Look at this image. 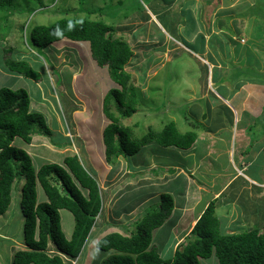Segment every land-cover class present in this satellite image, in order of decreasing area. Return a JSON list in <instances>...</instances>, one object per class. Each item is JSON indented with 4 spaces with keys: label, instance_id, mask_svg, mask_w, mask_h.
<instances>
[{
    "label": "rangeland",
    "instance_id": "374dc122",
    "mask_svg": "<svg viewBox=\"0 0 264 264\" xmlns=\"http://www.w3.org/2000/svg\"><path fill=\"white\" fill-rule=\"evenodd\" d=\"M154 1L41 0L40 5H36V11L31 12L24 0H18L14 10L4 12L6 19L0 17V86L13 90L25 89L30 96L31 110L44 116L46 126L51 131V135L47 136L38 132L37 128L33 145L19 137L15 138L13 145L31 156L36 170L44 164H62L65 155L81 154L85 165L95 170L104 198V210L97 217L96 232L123 230L127 234L135 231L141 215L159 206L160 193L172 194L163 174L172 177V166L180 164L177 154L182 150L149 144L136 155L119 157L117 163L110 165L106 161L101 134L110 124L103 112V99L116 86L109 76L108 68L100 67L92 58L88 42L64 39L45 49L33 45L31 30L34 26L51 25L61 18L102 19L114 25L115 36L123 37L134 50V56L126 69L132 74V83L139 91L138 110L130 118L123 119L122 124L132 127L137 137H142L150 129L159 131L173 119L182 129L196 130L189 125L199 124L198 118L201 115L197 118L195 116L207 106L209 100H213L214 93L207 99L203 98L207 69L203 73V61L192 50L197 52L198 46L202 48L204 37L211 30L217 31V34L212 33L210 43L218 42L223 47V65L225 58L230 63L228 69H213L215 78L220 77L228 82L227 88L224 87L220 92L234 93L246 82L257 83L264 78L260 68L264 64V0ZM169 2L173 10L162 12L156 9ZM34 6L35 4L32 5ZM98 8L102 10L94 14L88 13L89 9ZM149 17L151 19L147 21ZM242 37L246 40L245 43H241ZM10 48L13 52L9 56L29 61L40 73L38 81L14 74L6 68L4 51ZM216 50L215 55L219 49ZM230 50L234 55L241 52L242 57L239 56V59L242 60L235 62L239 54L233 59L227 58ZM213 86L219 88L215 84ZM252 92L253 103L250 102L249 105L258 106L257 116L245 119L241 116L240 122L233 126L237 125L238 132L243 130V135L253 145L247 149L253 159L249 173L257 176V172H260L258 168L264 165V150L257 154L258 148H262L264 144V85L257 92ZM234 104L238 105L239 101L235 100ZM112 109L117 113L115 105H112ZM251 110L247 109V113L256 112ZM182 122L185 123V128ZM210 124L213 125V122ZM225 126L223 138L226 140L232 136L237 141L236 144H239L240 135L236 131L232 132V123L226 121ZM69 133L83 146L78 149L73 147L74 144L68 138ZM87 134H91L97 141L102 137L101 144L92 143V148H88V142H85L87 139L83 138ZM76 135L81 137L76 138ZM42 140H47L50 142L48 144L57 148L41 145ZM69 143L70 146L64 150L63 146ZM60 148L63 149L62 152L59 151ZM219 149L221 154L215 160L218 164L212 168L214 170L229 167L230 157L224 147ZM234 159L237 160L236 157ZM196 176L200 180L201 175L197 173ZM201 180L209 183V178L201 177ZM16 185L13 189L11 212L0 216V227L12 237L10 241L3 243L8 245V249L14 246L13 252L22 249L21 242L24 239V217L18 183ZM231 191L228 192L229 195ZM176 195L179 196L177 192ZM173 197L175 202L176 197ZM205 197L209 198L210 193H205ZM38 199L40 202L45 200L40 186ZM60 212L62 229L67 239H70L75 226L74 216L68 210ZM218 216L225 230H233L230 228L233 217L222 216L221 213ZM173 220L164 224L162 231L156 229L153 232V247L162 258H171L178 247L183 249L191 236V232L171 233ZM237 220L244 221L241 218ZM124 224H129L130 230L123 229ZM247 227L245 230L252 229ZM260 230L264 232V228ZM96 232L89 239H94L98 235ZM94 244L96 245L91 242V249L95 250V262L100 263L112 254L98 250ZM91 249L85 247L83 254L74 259L72 264H84ZM3 252L7 259L12 250ZM201 264H219V261L214 255L209 259H201Z\"/></svg>",
    "mask_w": 264,
    "mask_h": 264
},
{
    "label": "trees",
    "instance_id": "16d2710c",
    "mask_svg": "<svg viewBox=\"0 0 264 264\" xmlns=\"http://www.w3.org/2000/svg\"><path fill=\"white\" fill-rule=\"evenodd\" d=\"M17 1L0 0V17L6 19L4 12L14 10ZM40 2L24 0L31 12L36 11ZM101 10L89 9L88 13ZM115 33L114 25L102 19L61 18L51 25L34 26L31 41L41 49L64 39L88 42L92 58L100 67L108 68L109 76L116 84L103 99V112L110 121L103 131L106 161L110 165L117 163L119 157L136 155L149 144L181 150L192 148L197 133L182 132L174 120L159 131L150 129L142 137H137L132 127L122 124L123 119L137 112L139 91L126 69L134 50ZM4 52V63L10 72L35 81L40 79V73L29 61L9 56L13 52L11 48ZM37 128L38 132L51 135L44 116L31 110L28 92L22 88L13 90L0 86V216L10 208L14 185L23 181L21 204L26 248L15 252L12 264H72V260L81 255L96 218L103 211L102 190L95 170L85 165L80 153L65 156L62 164H44L36 170L31 156L13 142L19 137L31 144ZM39 186L46 201L38 199ZM160 194L159 206L139 219L136 232L131 236L112 233L97 242L98 250L112 252L100 264H201V259L214 255L219 264H264V232L260 228L239 233L224 232L216 213V201H211L204 210L184 248L178 247L171 258H162L153 247V232L172 216L174 197L166 192ZM62 210H68L74 216L75 226L70 239L62 229ZM50 243L59 253L50 252Z\"/></svg>",
    "mask_w": 264,
    "mask_h": 264
},
{
    "label": "crops",
    "instance_id": "0c3cea01",
    "mask_svg": "<svg viewBox=\"0 0 264 264\" xmlns=\"http://www.w3.org/2000/svg\"><path fill=\"white\" fill-rule=\"evenodd\" d=\"M156 1L157 0H155L154 2ZM156 9L162 12L173 10L171 2L165 3L164 5L159 6ZM152 14L153 17L156 16L153 12ZM150 19L151 18L149 17L147 21H150ZM213 32H215L214 34H217V31L211 30L210 33L206 37H204V45L202 46V48L198 46L197 52L194 49L192 51L203 61V73H205L207 69L206 84L205 82H203V98H209V95H211L212 93H214V98L213 100H209L208 103H206L207 106L205 107L204 105L205 108L200 109L199 114L195 116L197 118L199 115H201L198 118L199 124L189 125L190 127H194V129L196 130L182 129L180 128V125H178V122L173 119L177 122V126L182 132H186L189 130L195 131L197 133V140L192 148L179 151L177 155L180 158V164L172 166L174 172L171 173V178L166 173H162L163 175H165V179L169 182L168 186L169 189H171V193L176 197L174 211L165 225L169 224V222L174 219L171 225V233L176 234H189L211 201H216L217 215L221 213L222 216L229 215L233 217V220H231L230 222L232 225L230 228H232L233 230H225L223 224H221L224 232H243L245 231V228L247 226H250L252 229L258 226L261 229L264 228V165H261V167L258 168L260 169V172H257V176L249 173V171L251 172V167L253 166V159L250 158L251 155L250 152L247 151V149L248 147H253V145L249 143L246 135H243V130L238 132L236 129L237 125L233 126L236 122L237 124L240 122L241 116H243L244 119L246 117L249 118L253 116V118H255V116H257V111L259 110L258 106L249 105V103H253L252 98L254 97V93L252 91L257 92V90L261 89L262 85H264V78L260 79V81H257V83L252 82L250 84L249 82H246L244 86H241L234 93H231L229 91H226L225 93L220 92L224 87L227 88L228 82L221 80L220 77L215 78V76L212 74L213 69H228L230 67V63L226 62L225 58V62L223 65V47L219 46L218 42L216 41L214 44L210 43L212 42ZM240 41L241 43L246 42L243 37ZM224 42L229 44V42L226 40ZM216 48L219 49V51L215 55V52L217 51ZM207 54L208 56H206ZM235 55H238L235 58V62H240L242 60L239 59V56L242 57L241 52L238 51ZM235 55L233 54L232 50H230V52L228 51L227 58L233 59ZM260 68L262 69L261 72H263L264 74V64H262ZM215 81H217V84ZM214 84L219 87L218 89H221L218 91L216 86H213ZM251 87H253V90H251ZM255 88L257 90H255ZM235 100L239 101L238 105L234 104ZM247 109H252L251 111L256 112H252L253 114L247 113ZM207 113H209V116H207ZM226 121L232 123V132L235 133L236 131L240 135L239 144H236L237 141L233 140L232 136H230L229 139L226 140L223 138L222 131L226 127ZM210 122H213V125H211ZM182 125L184 128L186 127L184 122H182ZM101 134L103 135V132ZM80 137L81 135H77V138ZM83 138L87 139V141L85 142H88L87 146L88 148H90L92 143L93 145L96 143L99 144L102 137L98 141L96 140V138L94 140L91 134L83 135ZM72 142L74 144L73 147L75 146L76 149L83 146L77 140H73ZM48 143L50 142H47V140H42L41 145H47L49 147L57 148L55 145ZM30 145H33V141ZM258 145L259 144H257V146ZM67 146L70 145L63 146L64 150L67 149ZM220 147H224L225 152L230 157L228 160L229 167L225 169L220 167V169L214 170L212 168H214V166L218 164V162H215V160L217 156H220L221 154V150L219 149ZM260 150H264V144L262 148H258L257 154L260 152ZM59 151L62 152L63 149L60 148ZM252 152H254V150ZM234 157L237 158L236 161ZM179 158L177 160H179ZM197 173L201 175L200 180L196 178ZM201 177L209 178V183L203 182L201 180ZM22 185L23 182L18 183L20 199ZM16 186L17 185L15 184L14 188ZM229 191H231L230 195L228 194ZM176 192L179 194V196L176 195ZM205 193H210V197L206 198ZM44 201H46V197ZM11 206L12 202L9 210L4 214L5 216L8 214V212H11ZM238 208H241V210H239ZM142 216L143 214L141 215V217ZM239 218L243 219L246 222L237 220ZM164 226L158 228L157 230L162 231V228ZM96 233H98V235H96L94 239L91 238L87 241L86 248L90 247L91 249V242L97 244L98 240L103 236L100 231ZM175 237L176 236H174V239ZM11 239L12 237H10L9 234L3 231L0 227V264L13 263V257L16 252H13L14 246L12 249H8V245L3 243L8 242ZM21 244L22 249L26 248L24 239ZM51 246L52 249H50V251H55V246L53 245V243L51 244ZM8 250H12V252L10 253L9 258L6 259L7 255L3 251ZM94 252L95 250L92 251L91 249L89 254H87L84 264H94L96 260L94 259ZM81 254H83V251Z\"/></svg>",
    "mask_w": 264,
    "mask_h": 264
},
{
    "label": "clouds",
    "instance_id": "9594fccd",
    "mask_svg": "<svg viewBox=\"0 0 264 264\" xmlns=\"http://www.w3.org/2000/svg\"><path fill=\"white\" fill-rule=\"evenodd\" d=\"M61 41H63V40H61ZM69 41H71V40H69ZM59 42H60V41H59ZM72 42H74V41H72ZM55 43H56V42H55ZM71 135H72V134L69 133V135H68L69 137H68V138H69L71 141H73V140H74V139H73L74 136L72 137ZM76 138H77V135H76ZM72 143H73V142H72ZM103 210H104V206H103ZM102 213H103V211H102ZM102 213H101V214H102ZM101 214H100V215H101ZM145 214H146V211H145L144 215H145ZM100 215H99V216H100ZM99 216H97V217H99ZM96 225H97V218H96V224H95V226H96ZM95 226L93 227L91 234H93L94 232H96ZM122 227H123V229H126V230L129 229V230H130V225H129V224H124V225H122ZM133 232H136V230L133 231ZM133 232L130 231V233H127V234H126V233H123V230L111 231V232H108V233H105V231H104V232H101V233L103 234V236H102L100 239H102V238H104V237H106L107 235L112 234V233H120V234L125 235V236H131V234H132ZM102 234H101V235H102ZM100 239H99V240H100ZM99 240H98V241H99ZM50 244H51V243H50ZM85 247H86V246H85ZM49 249H50V247H49ZM50 252H51V251H50ZM51 253H59V252H58L57 249L55 248V251H53V252H51ZM107 253H109V252H107ZM78 258H79V257H78ZM76 259H77V258H76ZM73 261H74V260H72V263H73ZM99 264H100V263H99Z\"/></svg>",
    "mask_w": 264,
    "mask_h": 264
}]
</instances>
